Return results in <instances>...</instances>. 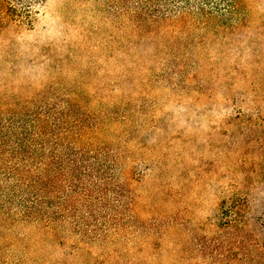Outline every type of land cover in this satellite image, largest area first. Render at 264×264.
I'll list each match as a JSON object with an SVG mask.
<instances>
[{
	"label": "rangeland",
	"instance_id": "rangeland-1",
	"mask_svg": "<svg viewBox=\"0 0 264 264\" xmlns=\"http://www.w3.org/2000/svg\"><path fill=\"white\" fill-rule=\"evenodd\" d=\"M241 8L158 24V0H43L18 26L0 4V118H39L107 177L94 226H6L0 247L16 237L32 264H264V0Z\"/></svg>",
	"mask_w": 264,
	"mask_h": 264
},
{
	"label": "trees",
	"instance_id": "trees-1",
	"mask_svg": "<svg viewBox=\"0 0 264 264\" xmlns=\"http://www.w3.org/2000/svg\"><path fill=\"white\" fill-rule=\"evenodd\" d=\"M42 1L26 0L21 5L0 0V4L10 21L29 26L32 7ZM241 12V0H158L154 18L161 24L192 13L202 19L234 22ZM53 132L37 117L0 118V229L25 222L51 228L67 224L72 217L75 228L94 226L92 218L104 209L99 205L107 195L105 165L65 147L66 138ZM79 201L90 210L81 221L74 215ZM15 238L9 248L0 247V264H32L28 246Z\"/></svg>",
	"mask_w": 264,
	"mask_h": 264
}]
</instances>
